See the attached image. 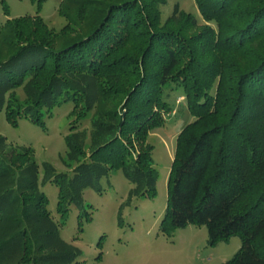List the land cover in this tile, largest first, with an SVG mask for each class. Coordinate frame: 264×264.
<instances>
[{"label":"trees","instance_id":"16d2710c","mask_svg":"<svg viewBox=\"0 0 264 264\" xmlns=\"http://www.w3.org/2000/svg\"><path fill=\"white\" fill-rule=\"evenodd\" d=\"M35 1L37 14L0 27V110L43 128V113L72 101L70 176L43 163L40 177L32 150L0 136V264H80L47 210L46 182L61 221L116 171L128 197H155L147 137L173 110L168 90L182 91L193 121L175 138L161 232L204 226L211 245L240 240L221 264H264V0H194L201 23L176 7L162 22L167 0H61L58 32Z\"/></svg>","mask_w":264,"mask_h":264},{"label":"rangeland","instance_id":"374dc122","mask_svg":"<svg viewBox=\"0 0 264 264\" xmlns=\"http://www.w3.org/2000/svg\"><path fill=\"white\" fill-rule=\"evenodd\" d=\"M7 16L0 4V27L14 18L37 14L35 0H4ZM61 0H46L41 3L38 15L45 24L58 32L64 25L57 9ZM193 15L201 23L194 0H167L160 6L163 22L174 8ZM15 95L24 99L21 88ZM165 100L173 108L165 116L162 127L152 130L147 143L152 146L154 168L158 173L156 195L153 199L128 197L131 184L116 171L100 180L99 193L91 189L83 191V205L78 209L70 206L64 220L56 212L57 188L46 182L39 189L48 199L47 210L57 223L60 238L77 248L76 259L80 264H221L230 260L240 248L238 237L226 242L208 243L204 226L188 225L184 228L161 232L160 223L166 206V181L174 154L175 138L193 118L185 107L181 90L166 91ZM177 98H182L176 103ZM72 101L55 106L51 113H43L44 127H39L28 118L17 119L13 126L5 119L4 108L0 110V136L6 139L7 147H28L42 175V164H50L56 173L70 171L63 164L66 147L64 137L69 133L73 118L69 113ZM86 134L89 120L79 127Z\"/></svg>","mask_w":264,"mask_h":264},{"label":"built area","instance_id":"2783aa9c","mask_svg":"<svg viewBox=\"0 0 264 264\" xmlns=\"http://www.w3.org/2000/svg\"><path fill=\"white\" fill-rule=\"evenodd\" d=\"M182 101V98H177L176 103H180Z\"/></svg>","mask_w":264,"mask_h":264}]
</instances>
